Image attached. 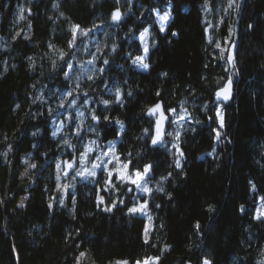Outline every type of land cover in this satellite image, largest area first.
I'll return each instance as SVG.
<instances>
[{
  "label": "trees",
  "instance_id": "obj_1",
  "mask_svg": "<svg viewBox=\"0 0 264 264\" xmlns=\"http://www.w3.org/2000/svg\"><path fill=\"white\" fill-rule=\"evenodd\" d=\"M77 25L99 48L74 91ZM158 102L169 126L152 148ZM114 139L131 171L150 166L148 240L133 186L64 177L85 144ZM261 199L264 0H0V264H264Z\"/></svg>",
  "mask_w": 264,
  "mask_h": 264
},
{
  "label": "rangeland",
  "instance_id": "obj_2",
  "mask_svg": "<svg viewBox=\"0 0 264 264\" xmlns=\"http://www.w3.org/2000/svg\"><path fill=\"white\" fill-rule=\"evenodd\" d=\"M166 13H169V12H165L163 14L158 13L156 15V19H157V22L159 23V26H160L159 17L165 15ZM169 20H168V22H169ZM168 22L165 25V30H166V26H167ZM74 29H75V27H74ZM145 30H147L148 35L145 36L144 39L142 40L141 36L145 32ZM145 30L141 33L139 38L142 42L143 48H144L145 44H147L148 48H149V44H150L149 28H146ZM80 31H83V30L80 29ZM80 31H76L74 33L75 44H74V46H71V48H74V50H75L74 57L76 58L77 63L75 65L71 64L69 69H68V72L66 74L67 77L72 78V80L75 79V84H74V88H73L74 91H77L81 87V85H82L81 84V78L91 79L95 75V72L97 70V53H98L99 44L96 43V41H95L96 44H94V46L90 45L91 41L89 39L88 40L86 39L87 34L81 35ZM164 31H162V32H164ZM83 32H85V31H83ZM85 33H87V32H85ZM92 41H94V39ZM90 47H92V52L90 54V57L88 59L85 58L83 60H79V58L86 57V55L90 53V51H89ZM144 55H145V53L143 51V54H141L140 56H144ZM147 55H148V53H147ZM146 59H147V56H146ZM146 59H145L144 63L148 64ZM135 65H136V67H138L142 70H148V68H149V65H148L147 69L143 68L139 64H135ZM57 131H58V133H63V124L58 125ZM117 142H118V139H114V140L110 141L107 144V146L105 147V149H103L102 151H100L98 149L97 144L95 142L85 144V146H83V149H82L80 156L78 158L79 162L77 163L76 160L73 161L71 163L73 166L71 167V169L70 168L69 169L72 170L73 171L72 173H75V175H77V173H83V175H78V176L82 179H85V180H87L89 178H96L100 171H104L105 174L108 176V180L111 179L112 183H113L112 179H115L114 183L120 182L122 184L126 183V184L133 186L136 190V193L138 194V201H137L136 205H134L133 207H138L140 205H146V208L144 209L143 212H137V213H133V214H140V216L147 218L146 224H145V229H144V235H145V239L148 240L149 236H150V232L152 230V221H151V218L149 215L148 199H147L150 196L151 191H152V185H151V181L149 179L151 177V172L149 169L147 172V175L144 177V179L138 182L140 185L139 187H137V185H135V184H132L130 181H125V180L119 179L120 174L131 175L136 171H131L129 169V164L119 161L117 151H116ZM89 149H91V151H89ZM101 161H103V163H101ZM94 164L99 165V167L94 169L96 172V175L94 177L88 176L87 173H88V171L93 170ZM66 165H67L65 167L66 171L65 170H63V171L67 174L68 173V163H66ZM125 165H127L126 168H125ZM30 166L32 167L33 165L30 164ZM109 172L112 173L111 177H109ZM65 173H64V177H66ZM141 173H143V172H141ZM132 178L135 179L136 177L133 175ZM66 182L67 181L64 180V182L60 183V187H61L62 192H64L66 187H67ZM143 188H147L148 191L147 192L142 191ZM25 203H26V198H20L19 199V206L21 204H23V206H24ZM256 208H257L256 209L257 216H259L261 212H264V199L259 200V203L257 204ZM146 261L148 262V264H154L157 262V259L150 258L148 260H144L143 262H139V264H145ZM117 264H124V262H119ZM135 264H138V262Z\"/></svg>",
  "mask_w": 264,
  "mask_h": 264
},
{
  "label": "snow or ice",
  "instance_id": "obj_3",
  "mask_svg": "<svg viewBox=\"0 0 264 264\" xmlns=\"http://www.w3.org/2000/svg\"><path fill=\"white\" fill-rule=\"evenodd\" d=\"M230 6H231V5H230ZM112 18H113L114 21H118V20H120V18H121V13L117 10V11L113 14V17H112ZM21 19H23V16H21ZM169 19H170V13H166L165 15L159 17V20H160V30H161V31H164V30H165V25H166V23L168 22ZM76 31H80L78 25L75 27V29H74V33H75ZM80 34H81V35H86L87 33L83 32V31H80ZM147 35H148V32H147V30H145V32H144V33L142 34V36H141V39L143 40L144 37L147 36ZM173 35H175V33H173ZM74 44H75V38H74L72 41H70V46H74ZM217 47H219V45H217ZM148 50H149V49H148V45L145 44V46H144V53H145V55H144V56H137L136 59L133 61V63H134V64H139V65L142 66L143 68L147 69V68H148V64L144 63V61H145V59H146V56H147ZM229 86H230V82H229ZM229 90H230V87H229V89H225L224 92L227 93ZM69 95H71V93H69ZM217 95H218V97H219L221 94L218 93ZM223 98H224V99H228L229 96H228L227 94H224V95H223ZM105 103H107V102L105 101ZM159 108H160V106L157 105L156 108H154V109H150V110H149V114H154L157 110H159ZM217 115L219 116L220 114L217 113ZM220 123H221V127H223V117H222V116H221V118H220ZM217 138H219V133H217ZM156 143H157V139H154V140H153V144H156ZM89 151H91V149H89ZM181 155H183V154L181 153ZM101 163H103V161H101ZM72 166H73L72 164H69V165H68L69 168H71ZM176 166H177V167H180V166H181L180 163H179V161H177V165H176ZM33 167H35V165H33ZM97 167H99V165H98V164H94V165H93V170L88 171V173H87L88 176H93V177H94V176L96 175V172H95L94 169H96ZM126 167H127V165H125V168H126ZM149 169H150V166H147V167L145 168V170H144L143 173H141L140 171H136V172H134V173L131 174V175L120 174V175H119V179H121V180H125V181H130L132 184H135V185H137V187H139L140 185H139L138 182L144 179V177L147 175V172H148ZM65 174H66V173H65ZM77 175H83V173H77ZM111 175H112V173L109 172V177H111ZM133 175L136 177L135 179L132 178ZM107 184L110 185L111 188H113V189L115 188V185L112 183L111 179H109V180L107 181ZM128 190L131 191V189H128ZM142 191L147 192L148 189H147V188H143ZM100 202H101V203L104 202V197H102V196L100 197ZM20 206L23 207V204H21ZM114 206H115V205H113V207H114ZM145 208H146V205H140V206H138V207H132V208H130V209H129V212H130V213L143 212ZM105 210H107V211H111V208H107V209H105ZM261 217H264V212H261L260 215L257 216V219H259V218H261ZM81 255L83 256L84 254L81 253ZM124 264H127V262H124ZM138 264H139V262H138ZM145 264H148V262L146 261ZM204 264H210V261H207V260H206V261L204 262Z\"/></svg>",
  "mask_w": 264,
  "mask_h": 264
},
{
  "label": "water",
  "instance_id": "obj_4",
  "mask_svg": "<svg viewBox=\"0 0 264 264\" xmlns=\"http://www.w3.org/2000/svg\"><path fill=\"white\" fill-rule=\"evenodd\" d=\"M229 87L230 86L228 84L225 89H229ZM225 89L218 92L221 94L219 97L217 95L218 100H229L230 99L231 89L227 93L224 92ZM224 94H227L229 98L224 99L223 98ZM157 105L160 106L159 110H157L154 114H149V110L156 108ZM150 109L147 112V116L154 119V130H153V136L151 138V147L158 148L163 145V143L165 142L167 138L168 126H169V115L165 111V108L162 102H158L156 105H154ZM154 139H157L156 144H153Z\"/></svg>",
  "mask_w": 264,
  "mask_h": 264
}]
</instances>
